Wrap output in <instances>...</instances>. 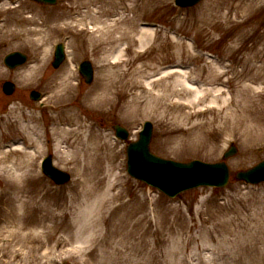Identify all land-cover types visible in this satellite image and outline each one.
I'll use <instances>...</instances> for the list:
<instances>
[{"label": "rangeland", "instance_id": "obj_1", "mask_svg": "<svg viewBox=\"0 0 264 264\" xmlns=\"http://www.w3.org/2000/svg\"><path fill=\"white\" fill-rule=\"evenodd\" d=\"M105 3L58 0L50 6L0 0V151L22 153L0 164L8 166L0 170V264H264V182L250 186L235 176L264 160V133L245 135L243 128L224 130L217 121L207 124L223 109L224 99L208 96L196 107H187L196 95L202 97L205 88L221 87L222 96L232 99L249 85L258 109H264V0H202L187 8L176 6L175 0L148 5L139 16V28L152 30L156 37L160 33L159 48L152 52L157 46L152 41L133 47L147 56L136 62L131 74L149 71L144 65L150 58H164L155 75L173 70V78L182 76L188 81L185 87L198 89L190 94L178 84L179 93L163 95V87L156 86L153 96L133 86L132 75L120 79L127 68L123 60H132L133 53L124 51L115 58L117 50L109 54L91 44L98 23L92 19L93 11L99 10L96 15L107 23L121 16L122 6L125 16L134 15L129 1L115 16L106 14ZM27 16H35L36 24L27 25ZM31 28L38 32L30 40ZM59 43L65 44L67 56L56 69L51 63ZM13 51L29 56L14 70L4 63ZM42 52L43 67L31 85H25L21 72L35 65ZM84 60L94 66L91 84L78 70ZM211 64L223 71L217 84L187 78L196 70L206 78L214 70ZM69 77V102L87 125L84 134L91 139L90 152H83L87 144H78L79 139L58 144L53 135L48 97L61 78ZM6 80L15 83L11 96L1 87ZM100 81L110 83L113 91L94 100L91 95ZM144 86L150 88L147 82ZM31 90L40 91L42 98H30ZM17 105L24 113L21 121L22 116L12 117ZM207 108L210 113L205 116H189ZM31 110L41 130L33 133L36 143L27 144L26 118ZM145 121L154 125L151 151L167 160L218 162L235 145L238 152L227 161L228 184L197 187L169 198L131 177L126 148L130 140L138 139ZM115 125L130 132L129 141L115 136ZM201 128H208L203 134L205 146L195 142L185 148L180 141L187 131L193 136ZM79 148L81 154H76ZM48 155L57 168L71 174L67 184L56 185L42 172L41 160ZM25 159L26 164L19 165Z\"/></svg>", "mask_w": 264, "mask_h": 264}, {"label": "bare ground", "instance_id": "obj_2", "mask_svg": "<svg viewBox=\"0 0 264 264\" xmlns=\"http://www.w3.org/2000/svg\"><path fill=\"white\" fill-rule=\"evenodd\" d=\"M97 1V0H95ZM129 1V9L134 13L133 16H125L124 11V6L123 2ZM213 1V0H211ZM105 4L108 5V9H106V14L108 11V16H115L118 14L119 8L122 6L123 12H121V16L119 18H116L114 20H111L109 23L107 21L102 20V16L96 15V13L99 11H93L95 14H93V21L98 22L94 26V34L92 35V40L91 44L93 46H96L98 49L99 46H102L101 52H106V53H111L114 51H118L119 54L115 56V58H119V56L122 55L124 51H130L131 53L134 54L132 60L130 59H124L123 60V67L126 66L127 68L122 70L120 79L123 81L126 77L129 75H132L134 78L131 81L133 86L139 85L143 87V90L146 91V93H149L150 95L153 94V89L156 86H162L163 87V95L168 94V93H174L177 94L179 93L180 90L175 89L176 85H182L184 87V90L190 94L195 93V91H198V89L193 88H187L185 85L188 83V81L184 78V80L180 78H173L176 73L173 70H168V71H162L160 73L163 74V76L155 75L158 71V68H161V64L164 63L162 58L161 60L157 61L158 58H150V62L146 65L145 67L149 68V71L146 70H140L136 71L135 73L131 74L132 68L135 66L136 62L141 60L144 56L143 53H138L136 49L133 50V47L142 45L144 47L145 44L156 42H160L161 35L160 33L156 34L152 32L150 29H140L139 28V20H140V14L144 12L147 8V6L150 4H156L159 2V0H105ZM207 6L210 8L211 4H207ZM111 8V9H110ZM128 9V10H129ZM124 13V14H123ZM27 20V25L28 23H31L33 25L36 24V17L35 16H30L28 17ZM38 30L35 28H31L30 30L27 29V34L31 36L33 34H37ZM37 42V41H36ZM157 46L152 50V52L155 49L159 48V43H156ZM126 47L124 48L123 46ZM94 49V47H93ZM44 52V51H43ZM42 52V53H43ZM40 53V57H38V62L33 65V66H28L25 70L21 72L22 76V83L27 85L29 83L31 85L32 81L35 79L36 76H38V72L40 71L41 67H43L41 63H43L42 60L45 61L46 59V54L42 55ZM191 53V52H190ZM152 54V53H151ZM196 55V54H195ZM194 54H190V58H196ZM109 61L105 60L104 61V67L108 65ZM161 65V66H160ZM160 66V67H159ZM212 71L208 73L206 78L201 77V73L199 70H196L195 72H192V74H188V79H192V81H203L208 84H217L222 77L220 74L221 71L220 68L217 65H210ZM157 69V71H156ZM156 71V72H155ZM172 71V72H171ZM195 75V76H193ZM70 77H72L70 73ZM70 77L69 78H61L56 84L57 87L52 90V95L48 97L50 99V109L52 112V124L53 126V135L57 136V143L61 144L62 142L68 141L69 138L76 140L79 139L78 144H84L86 143V147L83 148V152H90L91 146L89 144V141L91 140L90 138H87L84 134V129L87 127L86 124H84L80 118H79V113L74 111L72 103L69 102L70 100V94H71V87L72 83L70 82ZM185 77V75H184ZM150 78V80H143ZM136 79V80H135ZM174 79V80H172ZM194 79V80H193ZM126 82V81H125ZM147 82V84L150 86V88H146L144 84ZM183 82V83H182ZM127 85L126 83H124ZM216 87V86H215ZM209 87L205 88L202 97L196 95L195 99L190 100L189 106L196 107V103L201 102L205 99V97L211 96L212 100H223L224 99V104L225 106L223 109L220 110L219 114H215L212 119H208L207 124H210L214 121H217L219 123V129L223 128L225 129H230L234 130L236 128H243V130L246 132L245 135H250V132H260V135L264 133V109L259 110L258 109V101L257 99H254V97L251 95L252 93V88L248 86H244L242 89L243 91L237 92L234 94L232 99H228L226 96H222L224 92H222L221 87ZM113 91V86H111L110 83L105 82V81H100L98 86L96 87L95 90H93L92 93V99L94 100H99L101 98H105L109 92ZM225 94V93H224ZM228 99V100H227ZM22 106H13L12 108V117H16V115L21 117L20 121L23 120L24 118V113L21 108ZM210 110L207 108L205 111H197L194 113H190V117H195L198 115H203L205 116L207 112ZM223 111H226L224 114H222ZM19 113V114H18ZM210 113V112H209ZM27 144L29 143H36L37 140H34L33 133L38 132L41 130L40 128V123L37 115L33 110L27 113ZM10 124L12 123V119L9 117ZM32 122H35L36 124L34 126L31 125ZM221 123H223V126H221ZM65 125L69 127H64ZM22 129L23 127L20 125ZM32 130V131H31ZM201 132H197L195 135L191 136V131L188 130L186 133V137L180 141L185 148L190 147L192 144L195 142L198 143V145H203L205 146V139H204V133L208 131V128H201ZM222 134V133H221ZM195 145V144H194ZM9 152V151H8ZM6 151H0V154L3 155V160L0 157V164H4V162L10 160L13 154L21 155L19 149H16V151H11L12 153H8ZM76 154H81V148H79L76 151ZM28 156V154H27ZM30 157V156H28ZM26 159L20 161L19 165H25ZM31 165L30 159L27 160V167ZM3 166L7 165H0V170H3ZM8 167V166H7ZM104 179V177H103Z\"/></svg>", "mask_w": 264, "mask_h": 264}, {"label": "water", "instance_id": "obj_3", "mask_svg": "<svg viewBox=\"0 0 264 264\" xmlns=\"http://www.w3.org/2000/svg\"><path fill=\"white\" fill-rule=\"evenodd\" d=\"M40 3L55 4L57 0H33ZM201 0H176V4L181 7H190L196 5ZM64 46L58 45L55 52V61L52 63L59 67L64 59ZM27 56L21 52H13L5 57V63L10 68H15L25 63ZM80 71L85 77L87 83H92L94 69L92 62L84 61L81 64ZM6 94H12L15 85L11 82H5L2 86ZM33 99H38L41 94L37 91L31 92ZM118 137L129 138L128 130L120 125L115 126ZM153 124L145 122L143 130L140 132L139 139L131 142L127 148L128 155V173L133 177L146 182L149 185L159 188L161 191L175 197L179 192L196 188L200 186H225L230 178V168L225 161L218 163H207L201 160L190 162H178L161 158L150 150V143L153 135ZM237 153V148L232 147L225 154L229 158ZM44 172L51 177L57 184H64L71 179V176L56 168L53 165L51 156H48L43 162ZM238 179H243L248 183H260L264 181V160L255 167L245 171H239L236 174Z\"/></svg>", "mask_w": 264, "mask_h": 264}]
</instances>
